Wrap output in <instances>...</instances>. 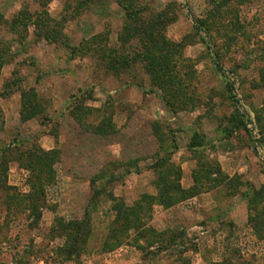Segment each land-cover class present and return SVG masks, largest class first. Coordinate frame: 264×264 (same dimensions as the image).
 Instances as JSON below:
<instances>
[{"label": "rangeland", "instance_id": "374dc122", "mask_svg": "<svg viewBox=\"0 0 264 264\" xmlns=\"http://www.w3.org/2000/svg\"><path fill=\"white\" fill-rule=\"evenodd\" d=\"M0 52V264H264V0H0Z\"/></svg>", "mask_w": 264, "mask_h": 264}, {"label": "trees", "instance_id": "16d2710c", "mask_svg": "<svg viewBox=\"0 0 264 264\" xmlns=\"http://www.w3.org/2000/svg\"><path fill=\"white\" fill-rule=\"evenodd\" d=\"M38 2H40V3H43L44 5L46 4V2H48V1H50V0H37ZM125 7V6H124ZM126 14H127V17H131L130 16V12H126ZM45 20H46V17H45ZM45 20H43V19H41V18H39V16H37V17H35V19L33 20V22L31 21V16H30V14H28V11H26L25 9L24 10H21L18 14H17V17H16V19H15V21H14V27H17V28H19V27H22V30H25V31H27V27H28V25L29 24H32L33 25V33H34V36L36 35V37L38 38V39H43V40H46V41H48L49 43H53L56 39H57V32L55 31V28H53V27H51L50 26V24H48ZM13 27V26H12ZM13 27V28H14ZM151 27H153V25L151 26ZM145 32H146V34H147V36L149 37V38H151L152 37V34H153V28H147V29H145L144 30ZM153 38V37H152ZM152 40V39H151ZM164 45H166V43L167 42H165V40H162L161 41ZM62 44L65 46L66 45V42L65 41H63L62 42ZM157 53H159L160 55H161V51H156V52H151V56H150V61H155L154 62V64H153V66L156 64L157 66H158V72H157V76H156V81H155V83L157 84V85H163V84H165L166 83V81H167V76L165 75V74H162L161 72V61H158L159 60V55L157 54ZM162 56V55H161ZM3 61V58H2V54H1V52H0V68H1V65H2V62ZM26 97H27V95H26ZM34 97V96H33ZM25 105V103H24V98H23V100H22V107ZM27 110V109H26ZM23 112L24 111H21V113L23 114ZM34 113V112H33ZM30 172H34V168H31V170H30ZM216 172L220 175V176H222V178L221 179H223L222 181L220 180V183L222 182V183H225V180H226V178H228V177H226V176H224V174L220 171V168H217L216 169ZM166 188H168V187H166ZM164 189L165 190V192L167 193L168 191H170L169 189L167 190V189ZM178 189L179 190H182L181 188H180V186H178ZM167 196H168V194H167ZM164 198H162V199H159V201L160 202H162L163 204H164V206L165 207H171V206H173V205H175L176 204V198L174 199V198H172V197H167L165 200H163ZM115 217V220L113 221V223H112V226H111V229H110V232H109V235L111 234V236H112V234H114V232H113V230L115 229V227H116V225H118V224H120V223H122V224H120L119 226H122V225H124L125 223H123L124 221H126L127 220V218L128 219H130L131 218V216H128V215H126L124 212H122L121 210H118L117 212H116V215L114 216ZM63 230H61L60 231V234L62 233V236L64 237V238H66L69 242H70V244L71 243H75V240L78 238V237H80V230L78 229V228H75V226L74 227H71V226H69V225H66V226H63V228H62ZM109 239H112V237H109ZM79 246L80 245H78L77 243H76V245L72 248V249H70V251L68 252V254H70V255H73V254H78L79 253V251H80V249L81 248H79Z\"/></svg>", "mask_w": 264, "mask_h": 264}]
</instances>
